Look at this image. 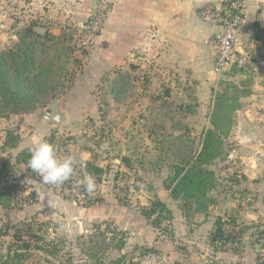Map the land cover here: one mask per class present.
<instances>
[{"label": "rangeland", "instance_id": "1", "mask_svg": "<svg viewBox=\"0 0 264 264\" xmlns=\"http://www.w3.org/2000/svg\"><path fill=\"white\" fill-rule=\"evenodd\" d=\"M39 4L45 2L0 0V20L7 21L11 33L20 36L31 19H39L36 18ZM25 10L33 17H27ZM132 75L133 84H129L117 105H109L103 98L105 92H99L103 97L97 108L98 118L86 116L84 121H69L65 130H61L62 123L57 127L45 118L54 100L67 101L72 86L63 80L49 96L37 101L32 112L0 118V190H3L4 202L9 204L0 200V264L4 263L1 259L16 250L23 257L9 264H217L219 260L214 252L207 254L211 234L208 239L206 234H193L198 246L189 250L185 225L191 215L182 208L181 198L173 197L166 184L172 181L177 166L186 164L192 157L194 160L199 154L207 130L215 129L211 116L220 94L224 95L220 125L216 128L220 141L216 147L220 154L207 165H240L239 156L234 154L240 148L234 132L257 130L259 136L264 131V120L241 112L249 109H244L242 100L251 91L253 78L239 68L217 75V85L208 96L210 104L203 112V120L196 122L193 119H200L201 112L195 90L184 91L191 95L186 102L171 93L165 84L152 90L148 74L141 75L140 79ZM137 81L143 90L135 88ZM63 105L68 120L70 110ZM257 110L256 117L264 114V106ZM240 118L247 120L240 121ZM42 124L48 125L50 134L56 132L59 155L71 153L80 160L74 177L59 187L44 184L28 165L17 160L22 151L29 150L30 147L24 150L21 147ZM72 126L77 128L71 129ZM10 131L20 136L14 149L5 146ZM125 157L130 159L129 165L125 164ZM87 161L103 165L104 173H87ZM85 175H91L97 183L92 196L76 186V181ZM237 177V172L224 176L218 182L221 190L232 203L245 202L251 206L248 189H243L240 196L233 197L231 193L237 191ZM142 196L149 199L147 205L142 204ZM157 200L169 209L160 218L158 213L146 212ZM253 219L241 223V243L233 248L240 252V259L230 252L220 259V264H245L244 259L264 264V250L260 245L264 213ZM194 223L197 227L198 223ZM198 232L202 233V229ZM121 243H124L122 248Z\"/></svg>", "mask_w": 264, "mask_h": 264}, {"label": "crops", "instance_id": "2", "mask_svg": "<svg viewBox=\"0 0 264 264\" xmlns=\"http://www.w3.org/2000/svg\"><path fill=\"white\" fill-rule=\"evenodd\" d=\"M43 2L45 4H39L37 8L39 12L36 16L39 18L37 27H46L54 35H61L68 26L74 29L75 26L87 25L92 20L94 0H43ZM217 2L220 0H110L111 5L103 31L91 38L85 52L84 49L73 47L72 53L77 59L71 60V72L62 79L64 83L70 82L72 88L70 87L71 90L66 96L67 101L65 103L61 99L59 101L62 115L61 130L67 128L69 121H84L86 116L97 119V108L100 98L103 97L99 92H105L103 98L109 105H117V101L124 97V91L129 89V84H133L132 74L138 75L139 79L141 75L148 74L152 90L165 84L169 90L171 89V93H175L186 102L191 95L188 96L184 91L195 90L196 104L201 115L200 119L196 117L193 120L202 122L203 112L207 111L210 104L208 96L213 86L217 85L216 57L206 40L219 30V26L205 22L200 12L206 4ZM29 10L33 11L31 8ZM25 12L27 17H33L28 15V10ZM7 25V21L0 20V50L10 47L13 41L17 40V36L11 33ZM85 33L86 31H83V34ZM239 36L240 49L250 53L255 59L264 58V0L247 1L246 15L240 26ZM239 69L248 71L253 78L251 91L247 98L242 100V103H245L244 109H249L241 112L264 120V114L256 117L259 113L257 107L264 106V67L258 68L256 72L249 67ZM139 81L137 85L140 84ZM135 88L143 90L141 85ZM152 90L149 92L152 93ZM63 104L70 110L68 120L65 119ZM257 132V130H251L249 133L242 130L234 132L240 145L238 150H234V154L239 156L240 165H204L215 173L217 186L209 193L214 199L209 206V212L188 213L191 218L186 219L185 228L189 250L192 251L198 246L193 234H206L208 239V235L216 227L215 222L219 216L235 218L242 233V221L249 222L264 213V131L259 136ZM50 133L48 125L42 124L21 149L46 141ZM249 153L255 155L248 156ZM230 172L232 175L237 172L238 176L235 181L237 191L231 192L233 197L240 196L243 189H248L249 201L253 202H249L251 206L239 201L238 204L232 203L226 192L221 190L218 182H222L223 177L228 176ZM233 201L236 202L237 198H233ZM100 219L102 217L96 221L99 222ZM194 222L198 223L199 229L195 227ZM201 229L202 233L198 232ZM175 232L178 236L177 229ZM240 243L241 240L238 243L215 246L210 241L207 254L214 252L216 259L219 260L217 264H220V259H224L227 253L230 255V252L236 256L235 258L240 259V252L233 250ZM249 260L244 259L242 262L257 264L255 260Z\"/></svg>", "mask_w": 264, "mask_h": 264}, {"label": "trees", "instance_id": "3", "mask_svg": "<svg viewBox=\"0 0 264 264\" xmlns=\"http://www.w3.org/2000/svg\"><path fill=\"white\" fill-rule=\"evenodd\" d=\"M37 26L38 22L32 20L23 28L20 36L16 35L17 40L13 41L10 47L0 50V118L9 117L12 113H30L35 110L37 101L43 96H49L50 92L62 83V79L71 72V60L77 59L72 53L74 51L72 42L76 32L72 26H68V29L58 36L48 30L40 33L36 30ZM236 69L238 68L234 67L231 70ZM223 103L224 95L220 94L215 100L211 116V123L215 129L207 130L199 154L194 160L192 157L186 164L177 166L172 181L166 184L173 197L181 198L182 208L187 213L208 211L214 202L209 193L217 186V178L213 170L204 165L209 164L220 154L216 147L217 143H220L216 128L220 125ZM13 140L14 143H11ZM18 141L20 136L10 131L5 146L14 149L18 146ZM57 141L56 132L47 137V142L55 146ZM29 159V150H24L17 160L28 165ZM124 162L129 165L130 159L125 157ZM85 170L95 175L104 173L103 167L90 161L86 162ZM3 196V190H0L1 201ZM3 203L9 205L4 200ZM167 210H169L167 205L157 200L151 203L146 212L149 215L158 213L160 218V214ZM215 224L216 227L210 236L212 245L224 246L241 240V229L235 218L226 219L219 216ZM120 245L122 248L124 243ZM22 257V253L16 250L1 260H4L3 264H9L16 260L20 261Z\"/></svg>", "mask_w": 264, "mask_h": 264}, {"label": "built area", "instance_id": "4", "mask_svg": "<svg viewBox=\"0 0 264 264\" xmlns=\"http://www.w3.org/2000/svg\"><path fill=\"white\" fill-rule=\"evenodd\" d=\"M247 1L220 0L201 9L205 22L219 26V30L206 40L216 57L215 71L218 76L234 67H249L254 72L264 67V58L255 59L240 49V26L246 15ZM110 5V0H94L92 20L87 25L80 24L74 28L76 32L72 44L76 49H87L91 38L103 31ZM83 31L86 33L83 34ZM82 196L86 198L84 194ZM260 228V245L264 250V221Z\"/></svg>", "mask_w": 264, "mask_h": 264}, {"label": "clouds", "instance_id": "5", "mask_svg": "<svg viewBox=\"0 0 264 264\" xmlns=\"http://www.w3.org/2000/svg\"><path fill=\"white\" fill-rule=\"evenodd\" d=\"M29 152L28 167L39 175L46 185L56 187L64 185L74 177L76 167L80 164L77 155L69 153L61 156L56 146L47 141L32 145ZM76 186L82 187L88 196L94 195L97 190V183L91 175H85L76 181Z\"/></svg>", "mask_w": 264, "mask_h": 264}, {"label": "water", "instance_id": "6", "mask_svg": "<svg viewBox=\"0 0 264 264\" xmlns=\"http://www.w3.org/2000/svg\"><path fill=\"white\" fill-rule=\"evenodd\" d=\"M36 30L40 33H45L47 31V28L37 27ZM46 119H48L52 125H55L57 127L61 125L62 115L60 111L59 100L56 99L53 101V103H51L46 113ZM141 202L142 204L147 205L150 201L146 197L142 196Z\"/></svg>", "mask_w": 264, "mask_h": 264}]
</instances>
